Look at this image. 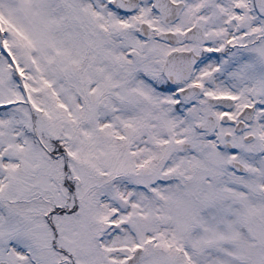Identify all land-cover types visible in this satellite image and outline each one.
Listing matches in <instances>:
<instances>
[{
	"label": "snow or ice",
	"instance_id": "obj_1",
	"mask_svg": "<svg viewBox=\"0 0 264 264\" xmlns=\"http://www.w3.org/2000/svg\"><path fill=\"white\" fill-rule=\"evenodd\" d=\"M0 264H264V0H0Z\"/></svg>",
	"mask_w": 264,
	"mask_h": 264
}]
</instances>
